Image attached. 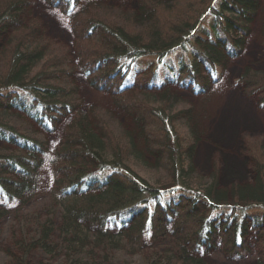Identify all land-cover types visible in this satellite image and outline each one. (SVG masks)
Instances as JSON below:
<instances>
[{"label":"trees","instance_id":"16d2710c","mask_svg":"<svg viewBox=\"0 0 264 264\" xmlns=\"http://www.w3.org/2000/svg\"><path fill=\"white\" fill-rule=\"evenodd\" d=\"M50 1L71 13L78 0ZM260 1L139 0L136 10L94 5L73 18L78 52L86 72L94 73L93 85L110 89L152 140L157 159L150 166L118 125L99 114L96 130L92 117L76 109L60 55L47 49L32 25L19 23L26 2L0 0V29L12 27L0 50V217L19 215L25 228L31 226L30 234L11 242L15 251L9 260L25 264L33 249L50 253L54 237L65 264H93L86 261L95 259L94 252L104 253L105 260L112 252L132 254L149 244L158 249L151 246L143 264H207L203 256L214 252L224 259L250 254L264 263L260 145L247 142L254 182L221 189L216 174L204 178L194 169L195 138L180 121L179 103L173 96L146 93L167 83L203 92L198 65L218 78V49L237 55L241 43L234 34L247 33ZM139 70L144 71L137 83ZM238 81L248 93L261 89L264 97V70L247 69ZM136 83L144 92L128 97ZM69 113L51 158L52 209L33 212L28 208L48 152L27 124L51 130Z\"/></svg>","mask_w":264,"mask_h":264},{"label":"rangeland","instance_id":"374dc122","mask_svg":"<svg viewBox=\"0 0 264 264\" xmlns=\"http://www.w3.org/2000/svg\"><path fill=\"white\" fill-rule=\"evenodd\" d=\"M24 1L26 7L19 15V23L21 26L32 25L35 35L44 40L47 49L60 55L66 68V73H63L66 88L74 93L76 109L92 117L91 123L96 130H99V126L94 116L99 114L107 122L118 125L133 138L135 147L144 160L150 166L154 165L157 156L153 152L152 140L144 137L140 121L136 120L133 113L116 103L110 89H98L93 85L91 80L94 73L90 74L85 70L72 25L73 18L85 13L91 6L136 10L139 0H78L71 13H66L61 5H55L50 0ZM263 16L264 0H261L248 25L247 33L234 34L241 43L236 56H229L224 49H218L220 73L217 79L209 76L206 70L198 65L203 92L195 93L190 86H179L175 83H167L163 88L146 91L155 98L173 96L177 104L179 103L178 106L183 112L180 121L189 124L195 138L192 154L194 169L204 178L216 174L221 189H228L233 183L254 182L255 165L247 145L248 140L259 144L264 152L263 91L259 89L248 93L245 86L238 81L239 75L247 69L264 70ZM11 30V25L0 29V50L9 39ZM143 71L139 70L134 74L137 83ZM137 83L125 93L128 97L144 92ZM70 116V113L66 114L60 121H56L51 130H44L36 123L27 124L28 128L34 130V134L41 138L48 152L47 156L45 154L42 157L43 161L38 170L37 196L28 208L33 212L45 208L52 209L48 196L54 182L51 158L54 150L61 144ZM24 233L30 234L31 226L25 228L19 221V215L0 217V264H15V261L9 260L8 257V253L15 251L10 244L14 239L22 238ZM52 241L54 246L52 245L50 253L33 249L26 256L25 264H65L61 261L59 247L55 245L56 238L53 237ZM251 244L255 246V243ZM151 246L143 245L132 254L112 252L105 260L102 258L104 253L94 252V260H84L93 264H143L146 256L153 250ZM152 248L158 249L156 244ZM203 258L207 264H259L250 254L237 259H224L219 252H214L204 255Z\"/></svg>","mask_w":264,"mask_h":264}]
</instances>
